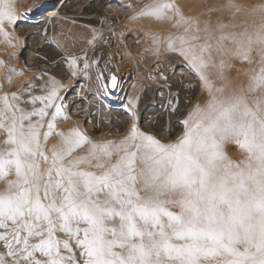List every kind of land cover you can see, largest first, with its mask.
I'll return each mask as SVG.
<instances>
[{
  "label": "snow or ice",
  "instance_id": "6c2138e0",
  "mask_svg": "<svg viewBox=\"0 0 264 264\" xmlns=\"http://www.w3.org/2000/svg\"><path fill=\"white\" fill-rule=\"evenodd\" d=\"M148 8L140 15L164 19L176 6ZM18 18L12 0H0L7 41L3 26ZM229 39L247 59L253 43L264 44V30L220 37ZM196 47L179 54L207 82L210 45ZM32 87L0 97V264H264V100L213 97L167 143L142 131L133 112L119 142L74 129L60 132L49 153L57 119L69 117L55 81L45 95L31 96ZM262 89L264 67L249 84ZM228 142L246 152L243 166L228 160Z\"/></svg>",
  "mask_w": 264,
  "mask_h": 264
},
{
  "label": "rangeland",
  "instance_id": "374dc122",
  "mask_svg": "<svg viewBox=\"0 0 264 264\" xmlns=\"http://www.w3.org/2000/svg\"><path fill=\"white\" fill-rule=\"evenodd\" d=\"M35 1L38 0H12L16 11L21 14L26 13V15L20 14L15 25L4 24V28L12 37L16 35L26 40V44L20 51L9 52L8 57L6 56L5 60L0 62L6 70L7 76L11 77L10 81H7L23 82V87L16 91L17 94L32 85L31 96H41L42 93L39 91L38 85H33L30 80L34 79L38 82L41 78L48 77L54 67L59 73L51 75V77H55L61 85L63 113L69 117V119L63 120L58 118L56 124L63 121V127H67L76 123L79 125L77 129L93 141L116 142L131 128L133 112L135 113V122L142 131H145V122H154L158 119L159 111L157 112V109L163 103L173 109L179 108V112L177 111L174 120L169 122V125L164 119L165 121L163 120L160 127L156 126L157 132L155 131V133H168V140L163 141L165 143L175 141L182 135L184 132L182 121L199 103L202 79L190 69L189 72L179 75H173L174 71L172 70L173 72L168 71L164 75L152 76L144 74L140 66L142 64V68L146 72H152L168 54H172L170 61L173 65H187V61L177 51L167 49V42L161 45L160 39L152 36L157 34V30L153 28L154 24L163 19L156 21L157 19L153 16L140 15L141 11L149 10V5L158 4L162 0H113L117 3L118 10H105L104 5L112 0H39L35 11L30 13L29 9ZM192 1H203L207 3L208 9L219 7L226 12H230L236 7L231 3L227 4L226 0ZM259 1L264 4V0H239V3L248 6L251 14H256L264 11L263 7L258 5ZM72 3L81 4L83 8L90 3L93 8L89 12L88 9H84L86 13L72 14V10L69 8ZM210 11L202 15L203 8L200 11L196 10L195 13L211 23L213 22L214 26L224 22V19L227 18L224 17L221 20L217 11L212 14ZM32 27L35 28L30 31L29 38L32 37L41 42L38 46H31L28 34H23L26 28ZM233 31L231 28L226 29L223 31L224 36H232ZM109 32L114 33L109 35ZM240 34L242 35L238 36L243 38L245 35H251V32L248 28H244ZM222 42L234 44L231 39L218 40V43ZM29 48H32L35 54L33 61L27 60L25 56ZM239 50L238 48L227 50L212 57L204 56V58L211 65L221 66L224 61V70L233 75L239 77L251 75L249 72L252 65L250 63L244 65L240 59L241 55L237 54ZM107 51H113L111 59L105 56ZM254 55L257 56V54ZM46 60L53 67L42 68V62ZM113 62L123 63L124 73L121 77L112 74L114 72ZM10 68L22 71H9ZM113 76L116 78L115 87L111 84ZM220 77L218 73L211 75V79L216 81L223 79ZM210 82L212 81L210 80ZM80 84L88 86L84 93L77 90ZM104 87L106 88L104 89ZM131 90L141 94L137 107L134 105L135 101L127 102ZM3 91L2 93H15L7 87ZM68 97H74V100H70ZM257 97L258 95L255 93L248 103L255 104ZM100 107L106 109L105 115L101 114L102 117L100 115L103 124L98 125L96 120L90 124V121H87V116H84L86 109L89 108L92 113H95ZM107 129H112L114 132L111 133ZM152 135L158 138V135ZM230 143L232 142H228V145ZM236 150L235 147L232 149V151ZM242 152V154H246V152ZM4 186V183H0V189Z\"/></svg>",
  "mask_w": 264,
  "mask_h": 264
},
{
  "label": "bare ground",
  "instance_id": "6f19581e",
  "mask_svg": "<svg viewBox=\"0 0 264 264\" xmlns=\"http://www.w3.org/2000/svg\"><path fill=\"white\" fill-rule=\"evenodd\" d=\"M38 1H35L31 9H29L30 13H33L35 11L37 6L39 5ZM259 2H258V5L262 6L264 10L263 2L262 1H259ZM160 3H171L176 6V9L168 11L166 18L154 24L153 28L157 30V34H153L152 36L157 39L159 38L160 39L159 43L161 45H163L164 42H167V45H166L167 49H174L175 52L176 51L178 52V54H179V49L182 46L190 47V46L195 45L197 46L195 50L199 52L200 48L198 46L207 44V45H210V47L208 49V52L204 53V56L212 57V56L217 55L218 53H222L223 51H227V50L231 51L236 48L240 49L241 46L239 44L236 45V43L234 44L233 43L224 44L223 42L218 43V40L220 39V37L224 36L223 31H225L226 29L228 30L229 28H231L232 30H234L233 31L234 34H232V36L235 35V37H237L238 35L241 36L242 34H240V32L244 28H248L251 32V35H255L258 31L264 30V11L259 12V13L257 12L256 14H251V11H249L248 6L241 5L239 3V0H226L227 4L231 3L233 4L232 6H236L233 9H231L230 12L221 10L219 7H217L216 9H212V8L208 9L206 6L207 3L203 1L162 0ZM13 8H14V12L19 16L21 13L16 11L15 9L16 6L15 7L13 6ZM69 8H71L72 14H81V13H86L85 11L86 9H88V12H89V10L93 7L90 5V3L86 5L85 8H83V5L81 4L78 5L77 3H72L71 7ZM104 8L105 10H110V9L118 10V5L117 3H115V1L112 0V1L107 2L104 5ZM203 8H204V13L202 15H204L205 13L211 10L210 11L211 14L217 11V14H219V18L221 20L224 19V17H227V18L224 19L225 20L224 22H221L219 25L214 26L215 24H213V22L211 23V21L206 20L203 18V16H199L197 13H195L196 10L200 11ZM158 20L159 19H157L156 21ZM7 25H10V24L7 23ZM34 28L33 27L26 28L23 31V34L24 35L28 34V41L31 44V46H38L41 44V42L37 41L35 38H32V37L29 38V35H30L29 33L30 31L34 30ZM5 30L7 31V29ZM114 32L112 33L109 32V35L113 34ZM237 33L239 34L237 35ZM239 36L237 38L240 39L241 37ZM10 37H11L10 41H7L4 35L0 33V62L4 61L6 56L8 57L9 52L12 53L14 50L18 52L26 44V40L20 38L19 36L15 35L14 37H12V35L10 34ZM178 37H184L188 41V43L181 45V42L178 39ZM192 37H198V39L194 40L192 39ZM170 42L173 44L172 48L168 46ZM244 47L248 48V45L246 42H245ZM108 48H110V46H108ZM112 53L113 51H109V52L107 51L105 53V56L110 58L111 56H113ZM253 54H257V56L255 55L253 56ZM171 55L172 54H168L166 58L161 62V64H159L156 67L154 71L146 72V70L142 68V64H140L141 70L144 72V74L146 73L152 76H157V75L160 76L161 73L164 75L168 71L171 72L172 70L174 71V73H172L173 75H179L181 73L189 72V67L187 65L185 66H179L177 64L173 65V63L170 61ZM25 56L27 60L33 61L35 59V54H34V51H32V48H29V50L26 51ZM247 57H248L247 59L242 58V56L240 58L241 61H243L244 65H246L247 63L248 64L250 63L252 65L250 68L251 71L249 72V74L251 75H247V76L244 75V77H241V76L239 77L238 75L236 76V75L231 74L230 72L229 73L226 72L224 70V61L221 66L211 65L210 63H208L209 69L208 67L203 69L204 75L207 77V82L202 80V91L200 93V99H199V103L197 106H199L201 109H205L207 105L209 104V102L213 99V97L217 99H223L225 97H229L233 95H243L248 101V100H251V96H254L255 93L258 95L257 99L264 100V89L258 92L249 91V84L251 82L252 75H255L261 69V67H264V44L253 43L250 46V51L247 52ZM229 63H232V62L229 61ZM113 64H114V70H113L114 72L113 73L111 72V73L115 74L116 76L121 77V75H123L124 73L123 63L113 62ZM51 66L52 65L49 63V61L46 60L42 62L41 67L49 69L51 68ZM56 69L53 67L48 77L41 78L38 82L32 79L30 80V83H33V85H38L39 91H41L42 95H45L51 90V88L53 87V81H55V85L58 87L59 95L60 97L63 98V90L61 88L59 81H57L55 77H51V75L53 76L59 73V71H57ZM215 73H218L221 76L220 78H223V79L219 81L211 79V75ZM152 76L151 78H153ZM5 77H6V70L3 68V65L0 63V97H3L6 94V92L2 93L4 92L3 89H5L6 87L11 88V90H13L15 93L16 91H18L19 89L23 87V82H17V81L9 82L6 80ZM210 80L212 82H210ZM105 88L106 87H104V89ZM85 89L87 90L88 86L80 84L77 90L80 93H84ZM131 91L132 92L128 94L129 98L127 102L129 101L131 102V100H133V102L135 101L134 105L137 107V103L139 102V99H140L139 97H141V94L138 91L137 92H134L133 90ZM68 99L74 100V97H68ZM57 102L59 103V101ZM181 102L183 103V101ZM249 105L254 106L252 102ZM197 106H195L191 112H193ZM0 107H2V101H0ZM178 110L179 108L173 109L169 107L168 105L161 103V106L157 109V112L159 111L158 119L156 121L154 120V122H149V121L145 122L144 130L147 132H150L151 134L158 135L157 139H160L162 141H167L168 140L167 137L169 136L168 133L166 132L155 133L156 126L160 127L159 125L161 123L163 124L164 119H166V122L169 125V122L171 123L174 120L175 114L177 113ZM53 111L54 109H50L49 113L51 114ZM105 113H106V109L103 107L102 108L100 107V109L96 111L95 113H92L91 110L88 108L86 109L84 116H87V121H90L89 122L90 124H92L96 120L98 121L96 123H98V125L101 126L103 124L101 117L102 115H105ZM60 119L63 120V118H60ZM78 126H79L78 124L73 123L67 127L66 126L63 127V121L62 123L57 124L56 134H54L50 139L47 140V150L49 151V153L51 152L53 146H60V142H61V137L59 135L60 132H64L67 134V133H70L72 130L77 129ZM130 129H128L125 135L121 136L116 142L121 141L126 135H128ZM107 130H110L109 132L111 133L114 132L112 129H107ZM43 131H47V129L45 128ZM2 139L3 137H0V140ZM94 142H102V141H94ZM232 144L233 143H230V145H228V143H226L224 145V153L226 154L228 160L232 161L235 164H241V166H243L242 162L245 161L247 154L245 155L242 154L243 150H241L237 144L236 145H232ZM85 147H88V146H85ZM234 147L237 148L236 151H232ZM84 150L85 149L82 148L79 151L83 152Z\"/></svg>",
  "mask_w": 264,
  "mask_h": 264
}]
</instances>
